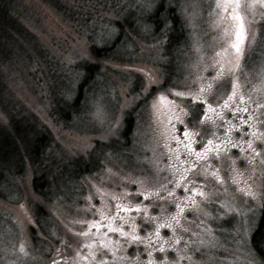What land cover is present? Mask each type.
<instances>
[{
    "label": "rangeland",
    "instance_id": "374dc122",
    "mask_svg": "<svg viewBox=\"0 0 264 264\" xmlns=\"http://www.w3.org/2000/svg\"><path fill=\"white\" fill-rule=\"evenodd\" d=\"M58 1L61 5L66 2L67 11L54 9L50 0H0V12L5 14L7 10L12 26L7 40L0 37V59L8 58L2 66L6 78L0 101V144L7 142L14 148L16 154L6 152L12 153L7 168L20 173L3 175L0 179V264H51L57 248L61 255L56 259L66 256L68 264H72L74 250L80 243L75 233L86 227L77 221L92 219L95 209H85L89 208V198L92 205L100 206L98 189L105 193L106 203L113 208L112 195L128 192L125 202L154 205L149 207L152 216L163 218L175 212V199L184 196L183 188L175 190L173 202H163L164 212L161 201L155 197L144 199L135 195L140 188L154 190L163 176L171 179L167 168L169 153L164 146L167 116L154 117L153 99L158 91L166 92L171 99V89L187 90L185 85H198L196 77L200 71L205 77L215 75L211 66L214 53L227 47L234 38L224 34L230 25L214 23L216 16L210 13L215 0H168L164 4L160 21L167 22L166 11L173 7L186 33L185 39L172 45L170 52L163 24H154L155 33H146L144 29L155 23L154 17L151 21L148 18L159 0H102L103 3L90 8L86 0ZM262 13L264 9L259 7L254 18L248 13L250 23L240 69L246 94L264 78ZM69 14L75 17L74 23L66 21ZM129 15L139 21V28L124 31L125 36L119 37L114 24L125 17L129 19ZM2 34L4 30H0ZM91 44L100 47L112 44L116 59L102 63L99 75L84 88L78 107L72 109L65 103L75 96L78 79L70 67L89 55ZM228 51L231 53L232 49L229 47ZM153 79L156 82L149 84L151 94H147L144 86ZM225 90H231L230 79L217 82L212 98ZM258 95L253 93L254 97ZM57 108L68 116L54 118L51 113ZM176 126L182 134L183 125L176 123ZM44 134L50 143L46 154L39 155L36 147L41 145L34 138H44ZM169 147H177L175 140L169 141ZM230 151L234 157L241 156L238 149ZM214 163L222 176L230 174L233 166L228 157ZM235 167L245 177L252 175V166L244 159H236ZM255 167L253 188L261 191L264 165L257 159ZM4 169L0 164V171ZM34 172L39 176L37 185L43 188L46 184L43 200L32 188ZM196 179L203 184L202 176ZM205 191L210 194L211 203L201 205L199 214L187 210L184 216L185 223L190 222V231L178 233L187 239L193 231L212 230L210 235L203 233L205 241L215 238L212 243L201 245L200 237H194L197 243L190 245L193 251L188 252L193 264H261L241 228L246 225L251 236L264 205L259 199L252 201L237 192L231 182L226 187H217L209 179ZM227 205L231 206V212L227 211ZM201 220L204 224L198 228ZM137 223L141 224L140 235H145V228L153 227L143 224V213L137 217ZM160 232L165 238L172 235L167 228ZM242 236V243L238 244ZM22 243L27 255L20 252ZM124 243L125 247L119 250L121 255L125 251L134 254L138 249L141 259H147L143 245ZM179 247L184 248L183 241ZM196 248L200 250L194 251ZM167 255L169 259L176 257L171 250ZM154 257L163 259L164 254L157 251Z\"/></svg>",
    "mask_w": 264,
    "mask_h": 264
},
{
    "label": "snow or ice",
    "instance_id": "6c2138e0",
    "mask_svg": "<svg viewBox=\"0 0 264 264\" xmlns=\"http://www.w3.org/2000/svg\"><path fill=\"white\" fill-rule=\"evenodd\" d=\"M257 7L264 9V0H215L210 13L216 16L214 23L230 25V28H225L224 34L234 36L227 47L214 53L211 66L215 75L205 77L203 71H200L196 77L198 85H185L187 90L171 89V99L166 92L158 91L153 99L154 117L159 119L162 114L167 115L164 146L169 153L167 168L171 172V179L163 176L154 190L140 188L135 195L144 199L155 197L161 201V212H164L163 202L166 200L169 203L173 202L175 190L183 188L184 196L175 199V212L163 218L159 215L152 216L149 207L154 205H145L143 201L125 202L128 192L119 196L112 195V200L115 202L113 208L106 203L105 193L98 189L100 206L92 205L89 198V208L85 209V211L95 209L92 219L77 221L86 227L75 233L80 238V243L74 250L72 264H181L184 260L193 264L192 256L188 255V252L193 251L190 245L197 243L194 237H200L201 245L212 243L214 237L207 241L203 238L204 232L210 235L212 230L203 229L204 221L201 220L197 227L202 228V232L193 231L187 239L178 233L187 234L190 231V222L185 223L184 213L187 210H194L199 214L202 211L201 205L211 203L210 194L205 191L209 179L214 180L217 187H226L231 182L236 186L237 192H242L252 201L259 199L264 205V185L261 186V191L253 188L257 159L261 165H264V147H261L264 145V78L247 94L246 83H242L240 78L244 41L250 23L248 13L251 12L254 18ZM229 47L232 49L231 53L228 51ZM195 50L200 51L198 46ZM207 67L206 65L204 70ZM229 79L231 90L221 91L213 99L214 86L217 82ZM154 82H156L154 79L150 80L144 86L145 93L151 94L149 84ZM254 92L259 95L254 97ZM186 117H191V120H186ZM176 123L183 125V132L180 135L176 134ZM170 140H175L176 148L169 147ZM230 149H238L241 156L234 157ZM224 157H228L233 166L227 177L221 175L220 168L214 163L222 161ZM236 159H244L252 166L251 176L245 177L244 172L235 167ZM196 176L203 177V184L198 182ZM261 177H264V169L261 170ZM197 197L200 199L197 200ZM226 207L227 211H232L230 205ZM131 212H135L136 216L129 215ZM141 213H143V224L153 225L151 229L145 228V235H140L138 232L141 224L137 223V217ZM236 214L239 215V212ZM162 228L169 229L172 235L167 238L162 237L160 232ZM241 232L243 236L248 237V244L251 245V236L246 225L241 228ZM113 236L117 238L114 239ZM243 236L237 241L238 244L242 243ZM125 241L128 246L143 245L145 249L143 255L147 259H141L138 249L134 254L129 255L125 251V254L121 255L119 250L125 247ZM181 241L184 243L183 249L179 247ZM64 243L61 240V245ZM169 250L176 253L175 259H169L167 255ZM199 250V248L194 249V251ZM157 251L164 254L163 259L154 257ZM20 252L27 255L23 243ZM60 255V248H57L56 256ZM56 256L52 257L51 264H68L66 256L61 257V260H57Z\"/></svg>",
    "mask_w": 264,
    "mask_h": 264
},
{
    "label": "trees",
    "instance_id": "16d2710c",
    "mask_svg": "<svg viewBox=\"0 0 264 264\" xmlns=\"http://www.w3.org/2000/svg\"><path fill=\"white\" fill-rule=\"evenodd\" d=\"M50 1L51 2L49 3H53L52 6L54 7V9L58 11H63V10L67 11L65 7L66 2L64 5H61L58 0H55V1L50 0ZM86 1L88 2L86 4L89 6V8L90 6H96L97 4L103 3L102 0H86ZM167 1L168 0H159L157 8L155 9V11L152 12L150 17L148 18V21H151L150 20L151 17H154L155 23L152 22L151 26H147V29L144 28V26L143 28L146 30V33H155V29H157V27L154 26V24L156 25L163 24L164 34L163 33L162 34L167 37L166 38L167 41H165V44L167 46L168 51L170 52V49H172L173 47L172 45H174L175 43H178V40H181L182 38L185 39L186 33L184 30L182 20L178 17L173 7H169L166 11L167 12L166 16L168 17V19L166 18L167 22L160 21L159 17L161 15V11L164 9V4L167 3ZM73 12L76 13L75 10H73ZM130 15L128 17L129 19H125L126 18L125 17L123 19L118 20L120 22H116L114 24L115 28L119 31V37H120V34H123V36H125L124 31L129 33L139 28V26L137 25L139 21L137 19L135 21L133 17H130ZM69 18L70 19L66 21L70 23H74L75 17L72 14L71 15L69 14ZM10 19L11 17H10V14L7 12V10H5V14H2L0 12V30H4V34L0 35V37H3L6 40L10 36V32L12 31ZM8 21L10 22L8 23ZM83 21L87 23V19L86 20L84 19ZM7 59H8L7 56L6 58L0 59V69H1L0 70V101L4 96L3 84L6 78L5 74L3 73L2 66H4L5 63L8 61ZM115 59L116 58H114V55H113V45L112 44L107 45V46H102V47L91 44L89 55L84 56L83 59L77 61V63L73 67H70L71 70L74 69V71H76V77L78 79L77 87H76L77 91L75 93V96H73V98L68 100L65 104L69 105V107H71L72 109L78 107L80 96L83 95L82 91L85 90L84 88L88 86L89 84H91V82L99 75L100 69L102 68V65H103L102 63L104 61H111V60L114 61ZM61 111L62 110L60 108H57L53 111V113H51V115L56 119H58L59 117H61L62 119L66 118L68 115L64 116L62 113H60ZM34 141L37 144L39 143L41 145V146L36 147L37 153L39 155L40 154L45 155L47 145L48 143H50V139L47 136V134H44V138H38V137L34 138ZM10 147L11 145L7 142L5 144L3 143L0 144V164L4 166L5 167L4 170H6L4 172L3 171H0V172L2 173V175H9L12 173L14 175H19L20 174L19 172H14L12 169L7 168L8 167L7 164L9 163L8 158L11 156L12 153L16 154V151L14 152V148H10ZM6 152H8V154L10 152L12 153L8 155L6 154ZM29 152H31L32 154L31 150H29ZM38 180H39V176L36 175V173L34 172L33 179H32V188H33V191H35V193L38 194V196L42 198L43 200L46 196L45 189H43L46 187V184L44 185L43 188H41L42 186L39 187L37 185ZM0 185H1V182H0ZM251 248L255 252L259 260L261 261V264H264V206L262 207L260 217L251 235Z\"/></svg>",
    "mask_w": 264,
    "mask_h": 264
},
{
    "label": "flooded vegetation",
    "instance_id": "af4514ba",
    "mask_svg": "<svg viewBox=\"0 0 264 264\" xmlns=\"http://www.w3.org/2000/svg\"><path fill=\"white\" fill-rule=\"evenodd\" d=\"M166 116H167V115H166ZM173 123H175V121H173ZM176 130H177L176 134H177V135H180V132H178V128H177V126H176Z\"/></svg>",
    "mask_w": 264,
    "mask_h": 264
},
{
    "label": "bare ground",
    "instance_id": "6f19581e",
    "mask_svg": "<svg viewBox=\"0 0 264 264\" xmlns=\"http://www.w3.org/2000/svg\"><path fill=\"white\" fill-rule=\"evenodd\" d=\"M3 175H2V173L0 172V179L2 180L3 179V177H2ZM1 180H0V182H1Z\"/></svg>",
    "mask_w": 264,
    "mask_h": 264
}]
</instances>
